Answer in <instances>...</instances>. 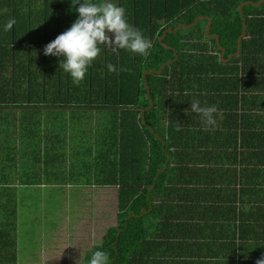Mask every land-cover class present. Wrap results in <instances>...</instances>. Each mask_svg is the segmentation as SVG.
I'll return each instance as SVG.
<instances>
[{
  "label": "crops",
  "instance_id": "crops-1",
  "mask_svg": "<svg viewBox=\"0 0 264 264\" xmlns=\"http://www.w3.org/2000/svg\"><path fill=\"white\" fill-rule=\"evenodd\" d=\"M128 2L115 0L121 7ZM185 27L189 30L191 26ZM219 49V53L193 57L188 76L190 95L176 92L172 106L180 115L178 118L176 113L173 121L179 140L189 141V145L179 148L178 142L172 148L178 152L168 159L177 172L175 178L167 184L168 191L157 193L142 219L134 218L142 221V227L137 228L140 223L135 222L129 228L124 239L128 259L118 264H257L264 258V189L244 192L240 215L230 206L237 197L235 188L243 192L264 181V40L247 45L244 62L237 60L240 46L236 54ZM35 56L33 64L43 66L44 60ZM48 58V69L59 65V59ZM58 85L62 87L60 79ZM40 86L35 85L34 90L41 92ZM76 87L67 83L64 90ZM81 88L84 91V85ZM55 89L56 85L43 84L41 90H47L43 104L33 103L31 110L21 111V115L15 110L11 130L1 126L6 112L0 109V176L7 182L0 181V186L16 185L20 198L24 190L32 194L36 189L41 195L52 188L96 187L103 190L99 209L113 198V215H79L76 221L69 220L63 238L60 232L49 238L48 257L34 263L82 264L109 231L115 233L126 222L118 215L120 186H103L98 180L99 174L105 173L102 162H94L103 144L93 118L98 112L91 108L98 105L64 102L54 106ZM193 99L201 106L218 107L220 115L214 128L206 127L198 115L186 114ZM103 111L107 116L109 112ZM23 177V183L13 184L14 178L18 181ZM132 218L127 217V223ZM11 236L8 233L7 238L14 243ZM15 240L17 264H25V257L20 258L21 240Z\"/></svg>",
  "mask_w": 264,
  "mask_h": 264
},
{
  "label": "trees",
  "instance_id": "trees-1",
  "mask_svg": "<svg viewBox=\"0 0 264 264\" xmlns=\"http://www.w3.org/2000/svg\"><path fill=\"white\" fill-rule=\"evenodd\" d=\"M39 1L0 0V109L6 112L1 126L11 130L14 128L11 119L15 110H19L21 115V111L31 110L33 103L43 104V97L47 94V90H41L43 84L56 85L54 106L64 102L72 106L98 105V108L109 112L110 119L116 112L118 133L114 137L102 136L103 144L99 145L96 158L102 162L105 171L99 174V183L120 186L118 215L120 219L125 217L126 224L121 223V229L115 233L109 231L103 243L96 246L82 264H87L91 253L98 248L108 254L110 264H118L117 261L128 259L124 239L129 228L135 222L140 223L136 224L137 228L138 225L142 227V221L134 218H143L144 211L150 209L157 193L162 189L163 192L168 191L167 184L177 173L168 160L178 154L172 148L182 140H179L180 132L175 129L173 120L177 111L173 109L172 102L178 90L181 94L190 95L188 76L192 58L212 51L219 53V46L228 54H236L240 46L241 55L237 60L244 62L247 45L264 40L261 39L264 38V1L129 0L128 6L123 5L128 22L152 40L150 53L147 57H140L126 50L119 53L102 50L80 83L84 85V91L78 89L81 85L65 91L67 83H72L69 75L59 65L53 69L45 67L50 59L43 51L77 19L75 6L72 0H44L42 6L37 3ZM214 13H217V18L212 16ZM10 19L15 21L13 28L3 30V25ZM202 19L206 29H202ZM185 26H191L197 32V38L193 42L189 40V46L184 43V37L179 36ZM175 30L177 32H173ZM244 32L246 35L239 43ZM35 54L44 60L43 66L33 64ZM108 64L113 65L116 71H108ZM59 79L62 87L58 85ZM35 85L40 86L41 92L34 90ZM177 115L179 118L180 114ZM188 145L189 141L181 142L179 148ZM103 159L108 162L104 163ZM41 160L38 165H41ZM205 172L211 175L206 169ZM25 179L17 181L14 178L13 184H21ZM263 182L260 181L255 188H245L243 192L240 187L235 188L237 197L230 206L236 215H240L238 212L245 204L242 200L244 192L263 191ZM16 188V185L12 188L0 186L2 222L6 220L15 224L18 205L22 201L17 195L19 188ZM130 215L133 218L128 225L127 217L130 219ZM9 232L13 239L15 229ZM5 233L7 231L2 227L0 257L5 255L11 259L5 257L6 260L0 264H17L19 252Z\"/></svg>",
  "mask_w": 264,
  "mask_h": 264
},
{
  "label": "clouds",
  "instance_id": "clouds-1",
  "mask_svg": "<svg viewBox=\"0 0 264 264\" xmlns=\"http://www.w3.org/2000/svg\"><path fill=\"white\" fill-rule=\"evenodd\" d=\"M77 19L70 28L59 34L44 48V55L59 59V68L67 73L73 84L79 85L87 76L88 70L102 50L113 53L128 51L140 57H147L152 48V40L128 22L126 11L114 0H72ZM15 21L10 19L3 30L13 28ZM108 71L116 68L108 64ZM121 70H123L121 68ZM198 115L206 127H215L220 115L216 105L201 106L198 100L190 102L186 114ZM87 264H110L109 256L103 249H96ZM264 264V258L257 261Z\"/></svg>",
  "mask_w": 264,
  "mask_h": 264
},
{
  "label": "rangeland",
  "instance_id": "rangeland-1",
  "mask_svg": "<svg viewBox=\"0 0 264 264\" xmlns=\"http://www.w3.org/2000/svg\"><path fill=\"white\" fill-rule=\"evenodd\" d=\"M42 2H44V0H40L37 3L40 5ZM54 4H56V1H54ZM215 15H217V13L212 14L214 18H217L218 15ZM204 22L203 19L200 22L202 29H206ZM179 36L184 37L183 41L187 44L189 40L193 42L197 38V32L193 30V28L189 30L186 28L180 31ZM91 108H95L98 112L93 116L94 119L96 118L97 123L98 130L96 134L114 137L118 133L116 130L118 128L116 112H113L115 117L113 116V118L110 119L109 114L106 116L105 112L103 110L101 111L98 107ZM86 113H89V111H86ZM84 122L88 123L85 120ZM83 127L86 128L85 125H83ZM37 129L40 131V126H37L36 130ZM6 141L7 140L3 139L2 143L5 144ZM22 149L24 150V148ZM9 158L12 162L15 160L14 157L11 158L9 156ZM96 161H98L97 158L94 162ZM1 179L0 176V181L5 183L6 179ZM5 184H7V182ZM24 191L21 197V204L18 205V215H15V224L6 220L2 222L3 215H0V223L5 228V231H7V236L11 229H15L13 239L17 237V240H19V238L21 240L22 248L20 250V258L25 257V264H34L37 261L41 262L44 255L48 257L49 238H51L53 234H57V232H60L63 238L67 232L65 228L69 227L67 225L69 220L76 221L79 219V215H113L112 212L115 208L111 205L114 199L110 198L108 200L109 203L105 205L104 209H99L103 190L96 187L52 188L43 190L40 193L41 195L37 194L36 189H33L34 193L32 194H26ZM15 239L13 245H16ZM5 257L8 260L11 259L4 255V258L0 257V261H5Z\"/></svg>",
  "mask_w": 264,
  "mask_h": 264
},
{
  "label": "water",
  "instance_id": "water-1",
  "mask_svg": "<svg viewBox=\"0 0 264 264\" xmlns=\"http://www.w3.org/2000/svg\"><path fill=\"white\" fill-rule=\"evenodd\" d=\"M264 1V0H263ZM199 20V19H198ZM197 20V21H198ZM196 21V22H197ZM208 31H209V28H208ZM246 33L244 32L243 36L239 39V43L242 41V39L245 37ZM162 72V69L158 72V74H160Z\"/></svg>",
  "mask_w": 264,
  "mask_h": 264
}]
</instances>
